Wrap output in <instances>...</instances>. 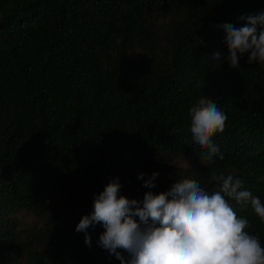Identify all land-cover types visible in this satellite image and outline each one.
<instances>
[{
  "label": "trees",
  "instance_id": "trees-1",
  "mask_svg": "<svg viewBox=\"0 0 264 264\" xmlns=\"http://www.w3.org/2000/svg\"><path fill=\"white\" fill-rule=\"evenodd\" d=\"M262 13L264 0H0V264H121L102 224L91 247L76 232L116 177L142 201L184 179L211 194L232 174L264 203V65L210 58L228 56L218 25ZM204 96L228 118L223 160L192 140ZM228 202L264 247L251 205Z\"/></svg>",
  "mask_w": 264,
  "mask_h": 264
},
{
  "label": "clouds",
  "instance_id": "clouds-1",
  "mask_svg": "<svg viewBox=\"0 0 264 264\" xmlns=\"http://www.w3.org/2000/svg\"><path fill=\"white\" fill-rule=\"evenodd\" d=\"M241 19L246 24L240 28L218 25L225 30L228 56L221 60L217 51L210 58L238 69L240 58L247 54L248 64L264 65V13ZM189 115L192 140L204 158L223 160L213 137L225 131L227 115L205 96L190 107ZM145 175L138 174V179L144 180ZM159 175L153 172L143 186L155 188ZM214 179L220 188L211 194L196 180L184 179L168 191H148L140 201L119 195L123 185L118 177L112 178L95 196L93 212L82 217L76 232H84L85 244L91 247L88 229L102 224L105 231L99 237V246L121 264H264L259 237L246 231L248 220L237 216L228 198L243 207L250 204L262 223L264 203L232 174ZM122 252L128 253L127 259Z\"/></svg>",
  "mask_w": 264,
  "mask_h": 264
}]
</instances>
